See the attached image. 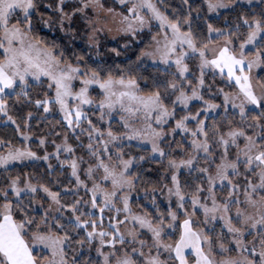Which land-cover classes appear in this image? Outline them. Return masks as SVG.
<instances>
[{
	"label": "snow or ice",
	"instance_id": "1",
	"mask_svg": "<svg viewBox=\"0 0 264 264\" xmlns=\"http://www.w3.org/2000/svg\"><path fill=\"white\" fill-rule=\"evenodd\" d=\"M118 3L125 11L105 0H0V117L22 142L0 138V264H264V78L252 75L264 68V10L238 13L221 29L207 17L235 11L241 0L195 7L182 0V14L162 10L164 0ZM41 7L50 10L47 18ZM34 15L61 31L79 17L97 46L109 20L133 39L155 29L137 60L164 69L142 88L119 66H82L83 57L73 63L36 35ZM93 104L98 123L109 118L107 128L85 111ZM54 111L61 130L52 126L38 139L41 155L31 147V122ZM114 112L122 130L111 126ZM213 113L218 119L209 123ZM133 141L148 155L128 154L125 142ZM146 160L163 171L145 189L151 208H134L138 165ZM28 162H43L45 172L12 174ZM57 172H67V184Z\"/></svg>",
	"mask_w": 264,
	"mask_h": 264
},
{
	"label": "trees",
	"instance_id": "2",
	"mask_svg": "<svg viewBox=\"0 0 264 264\" xmlns=\"http://www.w3.org/2000/svg\"><path fill=\"white\" fill-rule=\"evenodd\" d=\"M48 2L54 3L55 0H42V3ZM190 2L195 7L200 5L202 3V0H190ZM105 3L107 7H113L117 12L125 11L124 7L120 5L116 0H105ZM161 8L162 10H166L169 14H171L173 10H175L177 14L186 13L187 11V6L182 3V0H164V3L161 4ZM262 10H264V3H241L235 11L222 10L219 17L212 15L210 17H207V19L213 24L214 27L227 29L231 27L232 22L235 20L238 13L255 12L258 14ZM40 11L44 13L45 18H47V16L51 14L50 10L43 7L40 8ZM200 15L201 17H205L206 13L204 11H201ZM193 16H196L195 12L193 13ZM39 21L40 16L34 15L33 23L36 35L46 41L49 46L56 45L57 51H62L65 58L71 60L73 63L76 62L78 57H83V61H81L82 66H84L85 64L89 67H96L100 65L105 68H111L114 71L116 70L117 66H119L120 69H124L126 71L130 70L133 75H136L139 78V83L142 88L145 87L146 80L150 84L152 77L160 75V73H162L164 69V67H162L161 65H154L149 63L146 58H144L142 61L137 60V57L140 56L141 51L144 50V48L150 43L151 35L155 34V29L151 34H149L146 30L145 32L138 34L135 39L124 34L114 39H112L109 35L101 34L99 36L97 46L90 45V43L87 42V39L84 35L86 32V25L79 17L74 18V21L70 28L66 25L64 31H61L58 25H53L49 28L45 27ZM196 25L198 26L199 30L206 35V25L204 23V19L196 21ZM126 44L128 45V47H124V45ZM112 49H116L120 53V55L117 56L116 53L112 51ZM257 78H264V68H261V70L257 74ZM208 80L211 81L210 75L208 77ZM217 85L224 86L219 79H217ZM225 90L228 91L230 89L226 88ZM36 91H38V89H34L33 94H35ZM98 91V89L93 88L91 90V95L94 98H98ZM217 102H220L219 99L217 100ZM197 106L198 105H194V111ZM18 107L19 106L13 108L11 114H13L14 116L17 115ZM27 110L29 109H25V112ZM91 111L92 110H90V112ZM94 113L96 114L97 112ZM43 116L44 114L42 112L35 113L34 119L31 122V133L32 137L35 139H38L41 136L45 135L49 131V128L52 126H55L57 131L61 130L60 125L56 124V121L61 120V116L58 112L54 111L47 117L46 120L43 118ZM4 119V117H0V138L10 139L14 144L20 146L22 142L19 136L14 132V126L6 125L5 123H3ZM91 119L93 120V122H96L94 116H91ZM212 119H218V117L216 115L211 116L208 122L211 123ZM117 125L118 124L116 121H113L111 123L114 131H117ZM81 139L85 142L84 137H82ZM176 139L180 140L181 137L177 135ZM57 142H60L59 139L57 140ZM69 142L73 145L76 144V141L74 139H70ZM30 143L34 151H37L38 154H43V150L38 149L37 147L38 141L33 140ZM53 150L54 149L52 148V146L49 145L48 151L51 152ZM125 151L130 155H148L146 147L138 148L136 143H132L131 147H128L127 144H125ZM77 154L83 155L84 153L78 149ZM52 163L53 165H56L57 162L53 160ZM138 167L141 170L143 179L137 185L138 191L133 193V206L135 208V202H139L151 208L148 200L144 199L145 189H148L150 191L151 188L157 184L159 179V173L157 172V169H159L160 172H162L163 169L160 168V165L155 161L149 160L142 162L140 165H138ZM45 169L46 165H44L43 162L26 163L25 165H17L16 168L12 171V174L14 175L16 172L23 170L24 172H34L37 176H40L45 172ZM0 172H3V170L0 169ZM67 175V172L64 175H60L59 172H57L59 180L64 184H67ZM157 200L160 203L161 209L166 210L167 203L162 200L159 194L157 195ZM215 228L217 232L220 230L219 223L215 225ZM85 252L86 254L84 258H88L87 250H85ZM90 255L95 258L94 251Z\"/></svg>",
	"mask_w": 264,
	"mask_h": 264
},
{
	"label": "rangeland",
	"instance_id": "3",
	"mask_svg": "<svg viewBox=\"0 0 264 264\" xmlns=\"http://www.w3.org/2000/svg\"><path fill=\"white\" fill-rule=\"evenodd\" d=\"M116 1L118 2V0H116ZM241 3L249 4L248 3V0H241ZM258 3H261L260 0H252V3L251 4H258ZM213 16H215V15H213ZM119 27H120V25H119L118 21L117 22H112L111 20L107 21L106 22V28H105V30L97 34V37H96L97 42H98L99 36L101 34L109 35L112 39L123 35V33H120V32L117 31V29ZM108 28H111V31H108L107 30ZM84 35H85V37L87 39V42L90 43L89 40H88L89 29L87 28V26H86V32H85ZM90 45H96V44H91L90 43ZM147 61L149 63L153 64V62L151 60L147 59ZM161 66L164 67V65H161ZM260 70H261V68H254L253 71H252V75L257 78V74L259 73ZM77 85H78V82H77ZM77 90H78V88H77ZM91 90H90V93H91ZM90 110H92V111L90 112ZM85 111L88 113V115H89L90 118H91V116H94L96 122L98 123V117H99L100 113H99V111H97L95 104H93L91 106H85ZM94 112H97V113L95 114ZM49 115L50 114H48V116ZM214 115H216V114L215 113L211 114V116H214ZM108 120H109V118L108 117H105V122L98 123V126L107 128L108 127ZM113 121H116L117 124H118L117 125V130H122V128H121V116H120V114L118 112H114L112 114V117L110 119V123H112ZM96 122H94V123H96ZM38 139L32 138L31 141H33V140L34 141H38ZM84 140H85L84 143H87L86 137H84ZM132 143H136L137 144L136 141H133ZM125 144H127V142H125ZM28 163H33V162H28ZM82 178H84V177H82ZM160 196H161L162 200L164 202H166L165 197L163 195H160ZM251 239H252V237L249 238V240H251ZM233 255H235V253H233Z\"/></svg>",
	"mask_w": 264,
	"mask_h": 264
}]
</instances>
